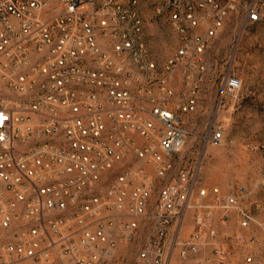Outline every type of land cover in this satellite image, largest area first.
Segmentation results:
<instances>
[{"label": "built area", "instance_id": "obj_1", "mask_svg": "<svg viewBox=\"0 0 264 264\" xmlns=\"http://www.w3.org/2000/svg\"><path fill=\"white\" fill-rule=\"evenodd\" d=\"M166 1L163 12L181 33L205 19L193 1L215 11L205 36L193 46L187 41L166 67L167 75L189 60L194 75L185 81H202V53L235 2ZM136 5L0 0V264H231L234 251L212 226L207 190L196 193L197 165H181L190 133L169 107L173 92L164 86L160 103L149 91L146 107L142 85H128L171 80L154 75L156 64L145 58L142 20L131 12ZM244 9L246 25L264 22V0ZM113 35L112 52L99 54V36ZM127 55L134 69H127ZM241 87L240 79L227 80L228 93ZM194 94L181 113L195 111ZM208 131L207 145L222 144L221 127ZM213 193L218 224L226 226L234 211L241 228L261 227L264 244V223L240 204L251 192L240 186L231 196ZM244 260L253 264V254Z\"/></svg>", "mask_w": 264, "mask_h": 264}, {"label": "rangeland", "instance_id": "obj_2", "mask_svg": "<svg viewBox=\"0 0 264 264\" xmlns=\"http://www.w3.org/2000/svg\"><path fill=\"white\" fill-rule=\"evenodd\" d=\"M136 1L137 5L131 12L142 20L140 41L146 49L145 58L156 64L154 75H159L160 79L170 75L171 80L162 83L145 78L141 84L129 82L128 85L133 89L135 85H142V104L146 107L151 105L149 91H153L160 103L166 102L162 90L164 86L173 92L174 95L168 100L169 107L181 116L183 127L190 133L180 162L186 167L197 165L196 193L207 190L204 203L214 208L212 224L218 218L215 211L220 210L216 207L213 191L218 189L221 196H231L237 193L240 186H245L252 194L249 201L240 202L241 206L251 211L258 223H264L260 222L264 218V22L246 25L244 7L252 4L253 0H233L235 9L229 12L222 27L210 38L202 53L201 59L206 67L204 79L190 83L184 79L185 74L190 73L189 60L167 75L166 67L187 41L193 46L196 39L205 36L215 11L210 6L199 9V2L193 1L197 7L195 14L198 17L203 15L205 19L188 34L176 30L166 11L163 12L167 6L166 0ZM215 1L227 6L232 0ZM82 10L88 13L92 7L84 6ZM99 42L102 45L99 54H104L112 52L118 38L114 35L99 36ZM192 57H195L194 53L190 55ZM126 58L130 64V57L127 55ZM131 65L126 66L127 69H134L133 63ZM114 69L116 66L111 68ZM232 77L242 81L241 89L235 94L228 93L226 89L227 80ZM193 90L197 103L195 111L181 113L178 108L183 106ZM99 103L103 107L107 105L103 97ZM211 126L221 127L224 131L222 144L213 146L205 143L204 137ZM235 214L234 211L230 213L229 221ZM21 224L18 223L14 229L22 227ZM192 225L193 216L190 215L185 228L191 229ZM242 245L249 246V243L246 240ZM256 245L264 247L262 239L257 240Z\"/></svg>", "mask_w": 264, "mask_h": 264}, {"label": "crops", "instance_id": "obj_3", "mask_svg": "<svg viewBox=\"0 0 264 264\" xmlns=\"http://www.w3.org/2000/svg\"><path fill=\"white\" fill-rule=\"evenodd\" d=\"M220 213V210H216L215 217H218ZM233 216L234 218H232L226 226H220L217 220L214 222V224H212V226L214 225V227H217L221 239L224 242L230 244L233 248L234 257L231 261V264H246L244 258L248 254H253V264H264V247H259L257 245L250 247L246 245L244 246L242 244L238 245L234 242L236 236H243L247 240L254 238L256 240L262 239L263 241L262 229H260L255 224H253L249 229H243L240 227L237 215L235 214ZM260 222H264V218L261 219Z\"/></svg>", "mask_w": 264, "mask_h": 264}, {"label": "snow or ice", "instance_id": "obj_4", "mask_svg": "<svg viewBox=\"0 0 264 264\" xmlns=\"http://www.w3.org/2000/svg\"><path fill=\"white\" fill-rule=\"evenodd\" d=\"M0 119H3V117H0Z\"/></svg>", "mask_w": 264, "mask_h": 264}]
</instances>
